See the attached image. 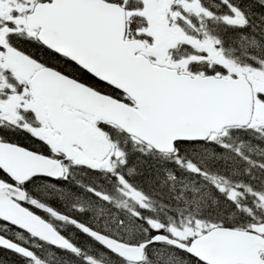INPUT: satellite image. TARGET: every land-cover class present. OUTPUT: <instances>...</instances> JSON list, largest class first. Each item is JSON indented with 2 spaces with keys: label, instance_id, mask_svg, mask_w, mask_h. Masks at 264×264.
I'll list each match as a JSON object with an SVG mask.
<instances>
[{
  "label": "snow or ice",
  "instance_id": "6c2138e0",
  "mask_svg": "<svg viewBox=\"0 0 264 264\" xmlns=\"http://www.w3.org/2000/svg\"><path fill=\"white\" fill-rule=\"evenodd\" d=\"M0 264H264V0H0Z\"/></svg>",
  "mask_w": 264,
  "mask_h": 264
}]
</instances>
